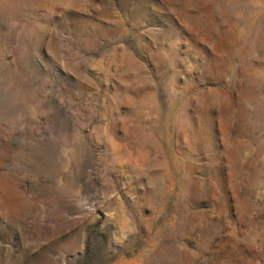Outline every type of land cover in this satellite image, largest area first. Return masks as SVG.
<instances>
[{
	"label": "rangeland",
	"instance_id": "rangeland-1",
	"mask_svg": "<svg viewBox=\"0 0 264 264\" xmlns=\"http://www.w3.org/2000/svg\"><path fill=\"white\" fill-rule=\"evenodd\" d=\"M0 264H264V0H0Z\"/></svg>",
	"mask_w": 264,
	"mask_h": 264
}]
</instances>
